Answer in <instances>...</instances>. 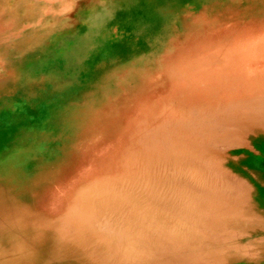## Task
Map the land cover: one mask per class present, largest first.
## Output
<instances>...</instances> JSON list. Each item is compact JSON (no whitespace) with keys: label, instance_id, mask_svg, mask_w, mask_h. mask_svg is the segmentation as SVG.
<instances>
[{"label":"rangeland","instance_id":"obj_1","mask_svg":"<svg viewBox=\"0 0 264 264\" xmlns=\"http://www.w3.org/2000/svg\"><path fill=\"white\" fill-rule=\"evenodd\" d=\"M165 1L153 0L154 4L150 6L145 0L132 4H129L128 0H0V78L9 77L12 73L10 66L4 67L7 60L14 59L15 53L10 52L9 48L34 36L32 28H26L24 24L28 19L14 17L16 14L12 12V8L17 4H29L30 13L45 11L42 22L50 25L55 22L63 23L62 27L65 28L52 29L51 40L44 41L45 55L42 54L44 57L39 62L31 63L25 68H21L19 62L8 63L12 68L23 70L15 78L20 86H42L45 94L55 92L56 96L64 101L58 106L52 102L40 104L37 101L22 99V104L33 105L37 109L45 108L48 104L52 108L55 106L56 114L51 117H68L71 111L74 112L72 116H77L67 128L70 135L72 134L70 146L62 150L57 160L58 164H61L60 167L65 165V170L58 171L57 176H53L50 183L44 185L43 195L36 194L32 201L33 206L37 207L36 211L41 212V217L27 218L22 222V226H16L14 229L8 225L13 221L10 212L0 211V229H4L0 231V264H189L186 253L180 249L182 242L177 243L179 249H171L172 245L164 235V231L169 229L172 222L184 217L179 215L183 207L179 205L184 204L187 189L181 186L182 174L178 172L188 169L179 166L168 168L162 164L150 167L148 163H152L149 161L152 155H125L126 152L121 148L125 141L122 137L127 135V127L137 123L143 116L148 117L149 113L145 111L154 107L153 102L151 107H148V101L157 91L164 92L163 87L136 90L139 79L135 76L144 71L147 72L146 79L157 81L163 78L162 73L167 68L178 63L192 64L196 57L205 58L220 52L224 55L220 62L236 65L234 70L241 73L236 74L237 78L234 73L232 80L240 79L238 81L244 89L255 87L253 89L264 90V73L259 72L264 66V2L169 0L170 3H177L180 8L164 9L162 2ZM163 10L168 13L165 18L159 15ZM77 14L80 18L74 20ZM189 37H193L197 42L185 43ZM52 40H56L58 45L48 44ZM62 53L69 55L63 58L60 56ZM45 57L52 61L46 63ZM43 62L47 65L39 68ZM29 73L33 74L29 76ZM215 92L212 90L211 93ZM127 98V103L122 104ZM7 104L13 103L8 100L4 102V105ZM104 104H109L110 107L106 109ZM24 118L36 121L35 115ZM63 127L57 125L56 132L59 135ZM149 129L151 128L146 129L144 137V141L150 144L147 154L155 153L158 147H161L166 151L163 155L168 156L169 153L165 150L168 149V144H158V147H155L154 143L159 139L150 134ZM86 131L89 134L85 136ZM147 134H150L148 139ZM59 137L60 140L63 136ZM36 140L32 136L17 143L19 157H15L13 162L23 163V166L18 167L19 174H22V169L34 158L30 156V151H24L25 145L40 141ZM50 142L39 145L38 156L49 148L47 145ZM245 147L248 149L249 146ZM1 148L6 151L7 145L3 143ZM69 150L76 151L75 155L70 156L73 157L71 160L66 156ZM224 154L234 158L222 167L226 172L234 174L237 173V168H240L250 175L256 173L264 177V154L251 153L248 150L226 151ZM218 159H221L220 155ZM53 160L55 157L51 154L46 161ZM168 160L164 159L167 166L170 161ZM254 163L260 167L254 169ZM172 169L178 172L173 175ZM216 175L215 167H204L191 173L187 172L184 177L196 180L197 185L201 178L204 187H210L214 185ZM70 183L73 184L71 190L64 187ZM80 195H83L82 199L80 198V207L78 206L80 212L84 209L88 211L92 207L98 213L103 210V206H107V210L97 217L94 215L93 220L83 218L84 221H79L69 218L70 205L75 204L73 198ZM57 199L62 201H56ZM68 200L72 203L65 206L63 203ZM138 217L142 218V221ZM60 218L63 220L59 225L51 224ZM114 219H118V222ZM129 219H133V222ZM136 219L140 222L134 223ZM123 221L126 223H121ZM131 223L132 228L129 226ZM109 225L114 230H111ZM135 225L141 226L142 233L139 228V234L134 235ZM123 229L128 233H123ZM130 231L133 232L131 235ZM135 232L137 234V231ZM120 245L123 252L117 249ZM252 256L249 258L252 264H264L261 260L262 251ZM197 258L192 257L194 264H198ZM205 261L206 264L208 260ZM245 261L242 259L234 264H246Z\"/></svg>","mask_w":264,"mask_h":264},{"label":"bare ground","instance_id":"obj_2","mask_svg":"<svg viewBox=\"0 0 264 264\" xmlns=\"http://www.w3.org/2000/svg\"><path fill=\"white\" fill-rule=\"evenodd\" d=\"M137 1L139 0H128V3L132 4ZM145 2L150 6L154 4L153 0H145ZM30 6L29 4H17L14 9L12 8V10H14L12 12L16 14L14 17H23L24 20L25 18L28 19V22L25 21L24 24L26 28H32L31 31L34 36L29 38V40L24 39L16 46L9 48L10 52L12 51L15 53L13 56L14 59L7 60L4 67L9 68L10 66L12 73L9 77L0 78V211H5L6 213L10 212L13 221L8 225L14 229L16 226H22V222L27 220V218L39 219L41 217V212L39 210L36 211L37 207L33 206L32 201L34 197H36V194L40 196L43 195L44 185L50 183L53 176H57L58 171L65 170V165L63 164L60 167L61 164H58L57 160L60 158L62 150L70 146L72 134L70 135L67 128L71 125L70 123L73 118L77 117H75V115L72 116V114H74L73 111H71L68 117H51V115L56 114L57 110L55 106L52 108L49 104L41 109H37L33 105L22 104V99L37 101V103L40 104L52 102L58 106L64 102L56 96L55 92L45 94L42 86H34L32 84L20 86L18 82L15 81L16 76H19L18 74L23 71L21 68H25L31 63H37L44 57L42 55H45L44 41L48 42L51 40L50 34L53 32L52 29L57 30L65 28L62 27L64 24L62 23V25L59 22H55L52 25L45 24L47 22H42L45 11L33 14L28 11ZM162 7L164 9L180 8L177 3H170L169 0L162 2ZM165 11L166 10H163L159 14L162 18L167 17L168 13L166 14ZM79 18V14L74 16V20ZM195 42L197 41L194 40L193 37H189L185 41L187 44H194ZM56 43V40H52L51 43L48 44L56 46L58 45ZM65 53H62L60 56L66 58L65 55L67 54ZM82 56L84 58V55ZM75 58L77 59V57ZM83 58L79 57V59ZM223 58L224 55L218 52L212 53V55L205 58L196 57L195 60L192 61V64L185 65L184 63H178L164 70L162 73L163 78L157 81L146 79L147 72H138L137 76H135L139 79L136 90L140 91L143 89H157L163 87L164 92L159 93L157 91L155 96L147 103L148 107H151L152 102L154 106L152 109L149 108L150 110L145 111L149 113V116H143L137 123L127 127V135L125 136L124 134L122 137L125 141L121 148L124 153L126 152L125 155H131L132 153L152 155L153 157L149 158L152 165L148 163L150 167H157V165L162 164L168 168L179 166L188 169L184 171L181 170L180 172L172 169L171 173H173V175H175L174 172L182 174L181 186L187 189L185 197V201L187 202L184 201L183 205H179L181 207L183 206L182 213L180 212L179 215L184 217L177 218L172 222L169 229L164 231V235L167 241L172 245L170 247L171 249H179L177 243L182 242L180 243L182 245L180 249L186 253V259L189 264L193 263L192 257L195 256L198 257V264H205V260H208L206 264H234L242 259L246 260V264H252L250 256L261 251L263 252L261 260L264 261V198H262L264 196V177L256 173L250 175L240 168H237L235 171L237 173L234 174L228 173L222 169V167L224 168V164L234 159L231 155L224 154L226 151L234 152L236 150H248L251 151V153L264 154V90L253 89L255 87H252V89L251 87L244 89L243 86L240 85L241 82L238 81L240 79L232 80L231 77L234 73L235 77H238V75H236L238 70H234L236 65L221 63ZM44 60L46 63L52 61V59L47 57H45ZM8 61L10 63L13 61L16 63L19 62L18 64L22 67L20 69L12 68ZM45 62L42 64L40 63L42 67L39 68H44L47 65ZM260 69L259 72L264 73V66ZM32 74L33 73H29V76ZM254 77L256 78V76ZM212 90L216 92L212 94ZM8 100L12 101L13 104L4 105V102H8ZM127 101L128 98L125 99L122 104H126ZM104 105L106 109L110 107L109 104ZM89 106L92 107V105ZM31 115H35L36 121H29L28 118H24V116ZM106 123L108 124V122ZM124 123L125 122H123V124ZM57 125L64 126L60 135L56 132ZM36 127L39 129H36ZM148 127L151 128L149 129L151 132L150 134L155 135V138L159 139V141L154 143L155 147H158V144H160V146H164L166 143L168 144V149H165L169 153L168 156L163 155L166 151H163L164 149H161V147H158L155 153L147 154V149L150 144L144 141V137H146L145 132ZM87 133L88 131H86L84 135L86 136ZM150 134H147V139ZM32 136L33 139H40V141L37 143L34 142L35 144L28 143L25 145L24 151H30V156L34 158L22 169V174H19L18 167L23 166V163L15 164L13 162L15 157H19V154H17V143L31 138ZM59 136L63 137L59 140ZM239 137L240 140H238ZM47 141H51L47 145L49 148L42 151L38 156L37 152L39 145ZM163 141L167 142L162 143ZM3 143L7 145L6 151L1 148ZM117 144L119 145V143ZM33 145H36V147H33ZM220 145H224V147L220 148ZM225 145L227 147H225ZM245 146H249L248 149ZM218 151L220 152L218 153ZM75 153L76 151L69 150L66 156L71 160L73 157L70 156H72V154L75 155ZM120 153L121 151L119 154ZM51 154L54 155L55 160L47 162L46 160ZM218 155L221 156V159H218ZM164 159L170 160H168V166L167 162H164ZM204 167H215L217 169L214 185L204 187L201 183V178H199L198 185L196 184V180L185 179L184 175H186L187 172L191 173L193 170H200ZM256 167L260 166L254 163V169ZM72 185L73 184L70 183V185L67 184V186L64 187H68L70 188L69 190H71L73 188ZM82 196L80 195L78 198H73L75 204L72 203L71 200H68L67 203H63L65 206L72 203L69 208L71 211L68 216L69 218L73 220L78 219L79 221L83 220V218H91L93 220L94 215L97 217L107 210V206L105 208L103 206V210L98 213H96L97 210H93L92 207L88 209V211L84 209L80 212L78 206L80 207V198L82 199ZM179 198L182 199L181 197ZM260 198L261 201H259ZM56 201L61 202L62 199H57ZM89 204L91 205V203ZM77 212L80 213L77 214ZM18 218H20V220ZM120 219H122V217H120ZM139 219L142 221V218ZM62 220L63 218H60L56 222L52 221L51 224L58 223L59 225ZM117 220L116 222H118ZM127 220L128 219L125 221L127 222ZM131 220L133 222V219ZM106 222L108 223V221ZM126 222L123 221L121 223ZM135 222H138V220L134 221V223ZM148 222L149 221H147V223ZM46 223L45 221V224ZM116 225H118V223ZM104 226L102 227L104 228ZM109 226L111 227V225ZM129 226L132 228V223L129 224ZM141 226L139 227L138 225V228L136 225L133 226V228L136 227L134 235L139 234L138 231L139 228L141 229ZM121 227L123 228L122 225ZM124 227H127V229L129 228L128 226ZM110 229L114 230L112 227ZM110 229L108 230L109 232L111 231ZM124 229L127 230L126 228ZM124 229L123 233L125 232ZM2 230L4 229H0V231ZM127 231L129 232V230ZM135 231H137V234ZM140 231L142 233V229ZM131 232L132 231H130L129 235H131ZM151 232H153L152 229ZM144 235L146 236V233ZM64 243L65 241L63 244ZM121 246L122 245H120V248L117 247V249L120 250L122 248ZM117 249L115 248L116 251ZM120 251H122V249ZM118 253L121 255L120 252ZM198 259H200V261Z\"/></svg>","mask_w":264,"mask_h":264}]
</instances>
